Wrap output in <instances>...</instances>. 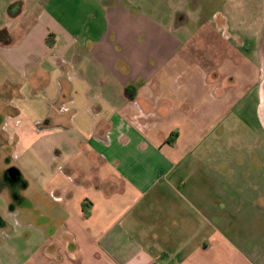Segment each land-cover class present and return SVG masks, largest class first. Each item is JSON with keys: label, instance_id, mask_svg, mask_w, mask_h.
<instances>
[{"label": "crops", "instance_id": "0c3cea01", "mask_svg": "<svg viewBox=\"0 0 264 264\" xmlns=\"http://www.w3.org/2000/svg\"><path fill=\"white\" fill-rule=\"evenodd\" d=\"M96 8L104 34H85L89 19L74 32L47 7L19 38V24L0 29L14 42L0 46V94L14 112L1 131L28 191L27 208L14 196L12 222L41 239L13 264H264V147L202 143L212 127L185 85L152 77L155 44L144 59L130 41L120 48L110 8Z\"/></svg>", "mask_w": 264, "mask_h": 264}, {"label": "rangeland", "instance_id": "374dc122", "mask_svg": "<svg viewBox=\"0 0 264 264\" xmlns=\"http://www.w3.org/2000/svg\"><path fill=\"white\" fill-rule=\"evenodd\" d=\"M49 1L0 0V29L12 25L16 28L19 24L20 28L13 32L19 38L47 7L74 32H81L76 21L89 19L85 34H104L107 25L104 19L100 21L104 15L96 8L99 0H52L50 4ZM4 2L10 5L8 15L1 8ZM102 2L110 8V36H120V48L130 41L137 58L144 59L142 51L148 50V44H155L147 51L149 59L152 56L150 65L157 67L152 77L163 74L165 85L167 82L169 86L175 82L185 85L181 86V94L191 102L197 121L205 114L201 122L212 127L202 137V143L264 147V0ZM90 18H97V22ZM139 42L145 43L140 49L136 46ZM157 43L165 53L163 57L153 55ZM213 82L222 84L216 93L209 88ZM225 93L228 99L220 104L213 102V94L225 98ZM10 115L14 112L0 94V222H4L0 241L5 242L0 250L2 264L29 259L36 254L35 243L41 242L38 234L27 226L12 222V210L19 207L14 194H21L22 206L27 208L28 191L23 184L27 175L20 171L21 178L16 181L8 176L10 169H18L20 165L14 148L6 143L10 139L8 134L1 131Z\"/></svg>", "mask_w": 264, "mask_h": 264}, {"label": "trees", "instance_id": "16d2710c", "mask_svg": "<svg viewBox=\"0 0 264 264\" xmlns=\"http://www.w3.org/2000/svg\"><path fill=\"white\" fill-rule=\"evenodd\" d=\"M54 37L53 34H49L47 39H46V44L49 47H53L54 43H52L51 39ZM13 39L11 34L7 29H2L0 30V46H11L13 45Z\"/></svg>", "mask_w": 264, "mask_h": 264}, {"label": "flooded vegetation", "instance_id": "af4514ba", "mask_svg": "<svg viewBox=\"0 0 264 264\" xmlns=\"http://www.w3.org/2000/svg\"><path fill=\"white\" fill-rule=\"evenodd\" d=\"M13 169H14V168H13ZM13 169H10L9 172H8V176H9L10 178H12L11 173H12V170H13ZM15 169H17V168H15ZM17 170H18V169H17ZM13 174H14V172H13ZM20 178H21V176H20V171H19V175L16 176V179H13V178H12V180H15V181H16V180H19ZM16 194H17V193H15L14 196H16Z\"/></svg>", "mask_w": 264, "mask_h": 264}, {"label": "water", "instance_id": "95a60500", "mask_svg": "<svg viewBox=\"0 0 264 264\" xmlns=\"http://www.w3.org/2000/svg\"><path fill=\"white\" fill-rule=\"evenodd\" d=\"M13 172H14V174H13ZM11 175H12V178H13V179H16V176L19 175V170H17V169H13Z\"/></svg>", "mask_w": 264, "mask_h": 264}]
</instances>
